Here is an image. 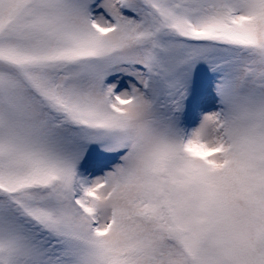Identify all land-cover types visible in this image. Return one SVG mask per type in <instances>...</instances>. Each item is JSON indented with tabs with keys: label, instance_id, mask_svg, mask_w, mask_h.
<instances>
[{
	"label": "snow or ice",
	"instance_id": "obj_1",
	"mask_svg": "<svg viewBox=\"0 0 264 264\" xmlns=\"http://www.w3.org/2000/svg\"><path fill=\"white\" fill-rule=\"evenodd\" d=\"M0 264H264V0H0Z\"/></svg>",
	"mask_w": 264,
	"mask_h": 264
}]
</instances>
